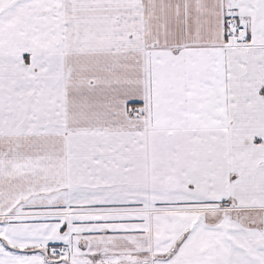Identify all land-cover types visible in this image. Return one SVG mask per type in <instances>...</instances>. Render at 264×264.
<instances>
[{
    "label": "snow or ice",
    "instance_id": "6c2138e0",
    "mask_svg": "<svg viewBox=\"0 0 264 264\" xmlns=\"http://www.w3.org/2000/svg\"><path fill=\"white\" fill-rule=\"evenodd\" d=\"M0 264H264V0H0Z\"/></svg>",
    "mask_w": 264,
    "mask_h": 264
}]
</instances>
